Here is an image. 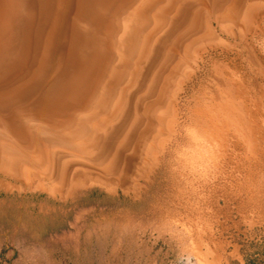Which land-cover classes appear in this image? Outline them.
<instances>
[{"label":"bare ground","instance_id":"6f19581e","mask_svg":"<svg viewBox=\"0 0 264 264\" xmlns=\"http://www.w3.org/2000/svg\"><path fill=\"white\" fill-rule=\"evenodd\" d=\"M16 199L72 247L227 262L223 220L264 229V0H0V209Z\"/></svg>","mask_w":264,"mask_h":264},{"label":"rangeland","instance_id":"374dc122","mask_svg":"<svg viewBox=\"0 0 264 264\" xmlns=\"http://www.w3.org/2000/svg\"><path fill=\"white\" fill-rule=\"evenodd\" d=\"M22 208L21 201L16 199L10 207L0 209V264H185L179 259L182 254L179 246L164 245L162 241L155 246L129 247L127 250L126 247H72L61 239L65 233L69 237L70 224L60 214L40 215L39 220H35L36 213H33L37 212V206L31 203L28 210ZM140 208L135 207V212L139 214L144 210ZM238 219L234 215V218L223 220L224 229L216 235L225 242L228 259L220 264H264V229L254 231L252 235L253 232L247 231ZM232 221L238 224L234 225Z\"/></svg>","mask_w":264,"mask_h":264}]
</instances>
